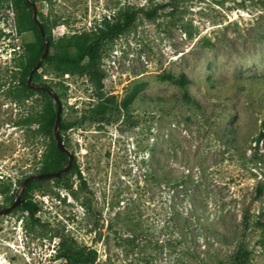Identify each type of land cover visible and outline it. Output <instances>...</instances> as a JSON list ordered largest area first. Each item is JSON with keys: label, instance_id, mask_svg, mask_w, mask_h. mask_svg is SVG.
<instances>
[{"label": "rangeland", "instance_id": "1", "mask_svg": "<svg viewBox=\"0 0 264 264\" xmlns=\"http://www.w3.org/2000/svg\"><path fill=\"white\" fill-rule=\"evenodd\" d=\"M27 1L0 0V209L65 161L30 63L93 50L38 71L74 160L0 216V264H264V0Z\"/></svg>", "mask_w": 264, "mask_h": 264}, {"label": "trees", "instance_id": "2", "mask_svg": "<svg viewBox=\"0 0 264 264\" xmlns=\"http://www.w3.org/2000/svg\"><path fill=\"white\" fill-rule=\"evenodd\" d=\"M22 2L26 5V6H30V4L28 3L27 0H22ZM167 6H163L161 9H165ZM154 14L156 15L157 14V11L154 12ZM150 17H153V15L150 14ZM44 30V28H43ZM45 33V32H44ZM41 35V33H40ZM49 40V43H52V39L51 37L48 38ZM41 45H42V49H44V44H43V41H42V36H41ZM93 50V47L92 45H89L86 49V51H75L72 53V55L70 56H63V55H54V56H50V55H47L46 57V60L45 62H52L53 60H56L58 61V64H62L64 66H66L68 69L69 68H72V69H76L78 67L81 66L83 60L85 58H87L88 56H90L91 52ZM39 62V56H37L34 61H32L29 65V68H28V71H27V76L29 77V74L31 72V70L33 69V67ZM39 71V70H38ZM38 71H36L33 75V82L37 85H40V86H46V87H49L51 90L52 88L50 87V85H48L47 83L43 82V81H38L37 79V75H38ZM37 79V80H36ZM162 79L164 80H169V81H172V82H178L176 81L175 79H173V77H171L170 75H166V76H163ZM53 91V90H52ZM21 95L22 94H25V97L26 98H29L30 96H33V95H41V96H45V97H50V95L47 93V92H44V91H37V90H33L31 89L27 84L25 85V91L24 93H20ZM57 113V112H56ZM56 113H54L51 117V121L52 123L54 124L55 123V120H56ZM55 151H56V157L58 159H61V158H64L65 161L62 162V163H58V164H52L51 161H48L46 163V166L45 168L38 174H42V173H51V172H57L59 170H61L63 168V166H65L67 163V158H68V155L65 153V152H61L58 148H57V142H56V148H55ZM64 174L58 176V177H53V178H57V179H60L63 177ZM46 179H49V178H45V179H40V180H34V181H31L28 183V185L26 186V189L24 190L23 192V196H22V199H23V202L21 205H24L25 203V194L28 190V188L35 182L37 181H41V180H46ZM20 205V206H21ZM36 206V205H34ZM19 207V206H18ZM29 209L31 210V208L29 207ZM67 259L70 260L71 264H80V261L79 259H75L74 257L71 256V251L69 252V254H67L66 256ZM74 258V259H73ZM246 258L245 257L240 263L238 264H247V261H246Z\"/></svg>", "mask_w": 264, "mask_h": 264}, {"label": "water", "instance_id": "3", "mask_svg": "<svg viewBox=\"0 0 264 264\" xmlns=\"http://www.w3.org/2000/svg\"><path fill=\"white\" fill-rule=\"evenodd\" d=\"M33 19L34 22L38 25L39 27V31L41 33V36L43 39H45V33L43 30V27L39 24L37 16H36V11H33ZM48 43L46 42L45 44V49L43 54L41 55V59L40 61L33 67V69L31 70L28 80H27V85L33 89V90H37V91H44L47 92L56 102L57 104V113H56V120H55V129H54V135H55V139L57 142V148L61 151V152H65L68 155V163L65 167H63L61 170L57 171V172H51V173H42V174H33L30 175L29 177H27L21 184V188H20V192L16 198V200L8 207L5 208H1L0 209V216L3 215H7L9 213H11L15 208H17L18 206H20L23 202L22 199V194L24 192V189L26 188V186L28 185L29 182L34 181V180H40V179H45V178H53V177H58L64 173H66L73 164V160H74V154H72L65 146V143L63 142V139L61 138L60 133L58 132L59 129V125L61 122V112H62V106H61V102L58 98V96L56 94L53 93V91L46 86H40L37 85L33 82V75L36 71H38L41 68L42 62L45 59L47 53H48Z\"/></svg>", "mask_w": 264, "mask_h": 264}, {"label": "flooded vegetation", "instance_id": "4", "mask_svg": "<svg viewBox=\"0 0 264 264\" xmlns=\"http://www.w3.org/2000/svg\"><path fill=\"white\" fill-rule=\"evenodd\" d=\"M67 154V153H66ZM22 196H23V194H22Z\"/></svg>", "mask_w": 264, "mask_h": 264}]
</instances>
